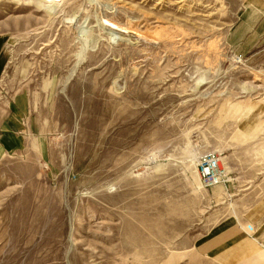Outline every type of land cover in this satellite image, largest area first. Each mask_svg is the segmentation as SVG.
<instances>
[{
	"label": "rangeland",
	"instance_id": "rangeland-1",
	"mask_svg": "<svg viewBox=\"0 0 264 264\" xmlns=\"http://www.w3.org/2000/svg\"><path fill=\"white\" fill-rule=\"evenodd\" d=\"M0 57V264H264V0H0Z\"/></svg>",
	"mask_w": 264,
	"mask_h": 264
},
{
	"label": "crops",
	"instance_id": "crops-1",
	"mask_svg": "<svg viewBox=\"0 0 264 264\" xmlns=\"http://www.w3.org/2000/svg\"><path fill=\"white\" fill-rule=\"evenodd\" d=\"M2 71L3 66L0 57V75ZM247 113L250 114V111H247ZM20 139L21 137H17L11 133L6 125L0 121V157L5 153L19 148ZM31 149L34 150L32 145ZM0 162L3 164V159ZM221 234L219 233L209 240H206L207 242H205L204 245L208 246V249L203 252L206 256L211 257L220 264H243L257 253V248L259 247L258 243L263 241L258 231L257 235L255 234L254 237L246 232H238L222 243L211 246L215 238H219Z\"/></svg>",
	"mask_w": 264,
	"mask_h": 264
},
{
	"label": "built area",
	"instance_id": "built-area-1",
	"mask_svg": "<svg viewBox=\"0 0 264 264\" xmlns=\"http://www.w3.org/2000/svg\"><path fill=\"white\" fill-rule=\"evenodd\" d=\"M198 177L205 188L215 187L221 184L225 178L221 168L220 159L214 154L202 157L198 163ZM251 231L252 228L248 227Z\"/></svg>",
	"mask_w": 264,
	"mask_h": 264
},
{
	"label": "bare ground",
	"instance_id": "bare-ground-1",
	"mask_svg": "<svg viewBox=\"0 0 264 264\" xmlns=\"http://www.w3.org/2000/svg\"><path fill=\"white\" fill-rule=\"evenodd\" d=\"M42 1H44V2H46V3H57L58 2V0H42ZM45 4V3H44ZM46 5V4H45ZM105 21V24L108 26V27H110L111 29H114V28H116V26L113 24V23H111L110 21H107V20H104ZM118 29V28H117Z\"/></svg>",
	"mask_w": 264,
	"mask_h": 264
}]
</instances>
